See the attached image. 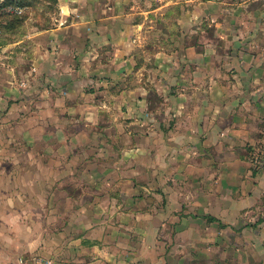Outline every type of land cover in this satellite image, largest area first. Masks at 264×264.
Returning a JSON list of instances; mask_svg holds the SVG:
<instances>
[{
	"label": "rangeland",
	"instance_id": "obj_1",
	"mask_svg": "<svg viewBox=\"0 0 264 264\" xmlns=\"http://www.w3.org/2000/svg\"><path fill=\"white\" fill-rule=\"evenodd\" d=\"M47 30L72 70L53 103L31 100L27 63L38 34L47 92ZM0 63L19 66L10 78L25 90L0 106V190L23 209L13 219L45 224L47 204L64 201L72 220L113 206L143 225L136 252L165 264H264V0H0ZM85 97L93 115L59 109ZM67 148L70 171L56 166L60 180L31 195L32 174ZM61 184L70 199L48 202Z\"/></svg>",
	"mask_w": 264,
	"mask_h": 264
},
{
	"label": "crops",
	"instance_id": "obj_2",
	"mask_svg": "<svg viewBox=\"0 0 264 264\" xmlns=\"http://www.w3.org/2000/svg\"><path fill=\"white\" fill-rule=\"evenodd\" d=\"M44 35L48 40V44L51 43L50 45H53V51L52 47L48 48L47 62L42 63L45 69L44 71H46L48 76L46 81L48 85L51 84L52 86L49 87L46 85L45 88L47 92L38 91L35 77H38L39 71L43 68L40 67L39 69V64L37 65L33 59L37 61L40 60L42 51L39 50L41 44L38 41V34L33 35V47L30 51H34L32 52L33 54L30 55L31 59L27 62L29 63L31 72V88L35 91V95L32 96H36L34 99L31 98V100H40L37 92H42L41 97H47L46 99L53 103L54 99L52 95H54L55 91H51V95H48V90H52V88L59 90L57 87L64 86L68 82V80H65V75L72 70L70 65L66 64L67 49L63 48L55 40L56 31L47 30ZM55 46L57 48H55ZM55 50H57V52H54ZM27 51L28 50L22 51L21 55H25ZM0 64V106L5 107V103H9L11 101L10 99H15L17 96L22 97V93L25 90L22 89L20 85L17 88L16 83L10 78L11 73L15 75L18 73L19 66H9L8 63ZM81 68L87 69L84 65H81ZM102 70L103 68H97L96 71L99 72ZM49 78L51 80L50 82ZM180 79L187 80L184 75H182ZM67 95H69V93ZM61 101L64 102L65 98ZM104 104L108 106V104ZM77 105V107L75 105L74 107H70L61 104L59 109L63 112L71 108H74L76 111L83 109V112L93 115L95 109L101 108L99 105H93L91 100L87 97L83 99L82 103H78ZM49 110L52 113L49 112ZM53 110V108L51 109V107H48L45 117H53ZM206 111L205 114L211 113L212 108ZM35 131H37L35 134H38L39 130ZM49 133H47V135L51 136V142L49 141L50 144H52L51 148L55 150L54 131H50ZM49 146L50 145L47 144L48 149ZM56 149L57 153H61L65 157L64 142L57 144ZM66 156V159L48 160L47 164L42 168L41 174L39 173V169L36 170L35 174H32L30 185L31 195L39 197L42 187L45 186H40V184H50L53 182L56 166H62V178L65 164L67 165L68 172L70 171L71 157L69 148H67ZM17 163V160H11L9 162V164L14 167L18 165ZM30 164L31 166H40L37 159L31 160ZM15 179L16 176H14V180L11 179L9 182L16 183L17 180ZM57 180H60V178L55 181ZM61 182L65 183L64 180ZM61 185L63 187L62 190L60 186L56 188L53 196H50L52 195L50 193L53 191L45 196L48 202L52 201V198L59 192L65 196V200L70 199V195L65 193L64 184ZM5 192L0 190V264H165V262H161L160 259L153 254L150 246L145 245L146 250L142 251V249H138V252H136V232L143 231V225L140 222H136L133 218L134 215L132 217L129 213L121 211L120 208L97 205L88 208L79 206L77 209L74 207L76 213H74L75 218L72 220V217L71 219L68 218L70 209L69 202L67 204V202L64 201L61 208H54L53 203L52 205L47 204L48 214L46 215L44 224L40 222L39 218L32 219L31 216L36 215V212L31 205L32 210L28 212L31 220L29 222H21L12 218V216L17 213H20L21 217L23 210L20 207L21 204L16 200L15 202L12 201V204L11 200H8L10 194L7 192L4 194ZM3 201L5 203L7 202L9 206L11 205L13 209L8 206L4 207ZM16 206L18 208L20 207L21 211L16 209ZM25 212L27 213V211ZM168 264L171 263L168 262Z\"/></svg>",
	"mask_w": 264,
	"mask_h": 264
},
{
	"label": "built area",
	"instance_id": "obj_3",
	"mask_svg": "<svg viewBox=\"0 0 264 264\" xmlns=\"http://www.w3.org/2000/svg\"><path fill=\"white\" fill-rule=\"evenodd\" d=\"M16 11H19V13H22L23 12V10L22 9H19V8H17Z\"/></svg>",
	"mask_w": 264,
	"mask_h": 264
},
{
	"label": "trees",
	"instance_id": "obj_4",
	"mask_svg": "<svg viewBox=\"0 0 264 264\" xmlns=\"http://www.w3.org/2000/svg\"><path fill=\"white\" fill-rule=\"evenodd\" d=\"M6 4H7V3H6ZM6 4H5V5H6ZM1 5H2V4H1Z\"/></svg>",
	"mask_w": 264,
	"mask_h": 264
}]
</instances>
